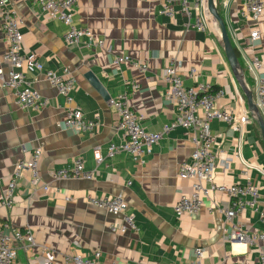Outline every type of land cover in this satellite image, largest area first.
I'll return each mask as SVG.
<instances>
[{"label":"crops","instance_id":"1","mask_svg":"<svg viewBox=\"0 0 264 264\" xmlns=\"http://www.w3.org/2000/svg\"><path fill=\"white\" fill-rule=\"evenodd\" d=\"M0 2L21 21L22 52L35 56L46 70L59 75L66 70L74 80L72 103L66 104L42 76L27 74L26 79L49 100V105L37 112L22 110L16 105L14 92L0 88V200L15 163L41 149L40 182L31 187L29 174L24 172L12 207H0L4 232L28 231L37 245L28 254L17 250L14 264H42L46 259L61 263L65 255L96 251L104 264H186L194 262L197 248L202 249L200 264H258L264 242L230 243L223 234L228 226L223 214L205 210L210 205L226 209L230 202L227 196L210 195L192 216L178 219L172 212L179 195L191 190L188 180L177 177L179 164L188 160L193 150L189 132L177 128L169 133L143 164L124 154L107 157L108 146L120 144L123 136L115 130L114 110L84 78L91 73L109 98L126 93L130 109L151 133L176 117L175 105L164 97L168 86L161 80L163 70L172 63L184 86L205 83L221 90L223 96L215 101V107L237 116L242 106L246 108L245 100L227 65L213 21L208 32L199 33L187 27V15L178 3L168 17L160 14L162 0H77L74 26L89 30L103 44L92 50L83 44L65 46L62 36L66 27L30 0ZM215 4L254 95L257 77H264V14L258 23L260 40L251 47L241 0H215ZM1 12L0 8V68L7 72L8 65L2 60ZM123 57L128 63L113 64ZM252 57L262 66L257 74L246 67V60ZM191 70L195 72L193 79L189 78ZM74 107L85 120L97 117L92 131L68 132L57 127ZM210 131L218 154L215 183L231 186L248 178L258 189L257 209L245 208L234 221L249 234H264V146L257 126L249 120L239 132L213 121ZM96 149L100 162L93 158ZM74 159L83 162L91 180L50 179L53 170L69 166ZM118 194L125 204L120 215H109L86 203L90 196ZM124 214L133 217L135 230L112 233L109 227L120 225ZM34 256L36 263L32 262Z\"/></svg>","mask_w":264,"mask_h":264},{"label":"built area","instance_id":"2","mask_svg":"<svg viewBox=\"0 0 264 264\" xmlns=\"http://www.w3.org/2000/svg\"><path fill=\"white\" fill-rule=\"evenodd\" d=\"M36 7L51 20H57L66 27L62 36V42L67 47H78L81 44L89 49L102 48V42L95 39L87 29L76 28L73 24L77 0H30ZM105 1V0H101ZM116 1V0H112ZM160 14L171 17L174 13L173 6L178 3L187 15V27L199 33H206L210 28V17L206 8V0H162ZM241 15L249 23L248 41L254 47L260 40L258 23L264 14V0H241ZM1 31L4 41V53L2 60L7 63L8 71L0 68V88L10 89L15 94L16 105L26 111H40L49 105L48 98L42 96L34 87L33 83L26 79L27 74L42 76L46 84L56 91L66 104L72 103V92L74 80L66 70L62 74L44 69L35 56H28L22 52L23 36L20 31L21 21L15 13L5 9V4L0 2ZM128 63V58H116L114 65ZM174 63L167 66L161 75V80L168 86L165 92V99L175 105L176 117L169 124L165 125L158 132H148L142 125V118L135 114L129 107L126 93L109 98L107 105L114 110L117 121L115 130L121 132L123 141L120 144H111L107 148L106 156L109 158L115 155L124 154L134 162L143 164L144 160L152 154V150L165 136L177 128H181L191 135L193 150L186 161L179 164L177 177L190 182V192L180 194L173 205L172 212L180 219L184 216L195 215L203 207V200L212 194H222L229 198L230 202L226 209H217L213 205L206 208L209 214L220 212L223 214L228 226L223 229V234L230 243L233 242H264V234H249L244 231L234 220L245 209H257L258 189L247 178L244 182L231 186L219 185L214 181V171L217 165V152L214 150V137L210 131V123L218 121L230 128L241 132L244 125L249 122L246 108L242 106V113L234 115L227 109L215 107V101L223 96L221 90L213 89L205 83L194 86H184L183 81L177 74ZM246 67L250 72L258 73L262 66L255 58L246 60ZM139 69L144 70L140 66ZM195 76L194 70L189 73V78ZM135 90V86L131 88ZM255 105L264 119V77L258 76L254 91ZM97 117L89 121L83 118L78 107L67 110L63 120L57 125L61 130L68 132H90L97 125ZM251 121V120H250ZM24 152V148L21 147ZM41 157V149L31 151L28 159L19 160L15 163L10 180L5 188V194L0 200V207L10 209L14 204L16 187L23 178L24 172L29 174L28 183L35 187L40 182L38 164ZM95 162H100L102 157L98 149L94 150ZM52 181L63 180H91L92 174L85 170L80 159H74L65 168L53 170L50 173ZM44 190H48L44 186ZM248 198V200H245ZM86 203L89 206L103 210L109 215L123 214L125 204L123 197L118 194L109 197H87ZM122 222L117 226H110L112 233L123 234L129 230H135L132 216L122 215ZM5 225L0 221V264H14L16 251L24 253L32 252L37 248L31 234L28 231L10 229L4 232ZM39 248V247H38ZM45 254L43 248H39ZM202 249L194 251V262L186 264H200ZM36 263V256L31 257ZM100 252L90 254L65 255L61 263H53L46 259L42 264H104L100 261ZM107 264H129L108 262ZM258 264H264V253L259 254Z\"/></svg>","mask_w":264,"mask_h":264},{"label":"water","instance_id":"3","mask_svg":"<svg viewBox=\"0 0 264 264\" xmlns=\"http://www.w3.org/2000/svg\"><path fill=\"white\" fill-rule=\"evenodd\" d=\"M206 8L210 19L213 21L218 30L220 46L227 65L234 78V81L236 82L244 97L245 107L249 119L253 121V123L257 126L262 146H264V119H262V116L255 105L252 90L248 87L245 81L244 70L240 65L239 59L235 55L225 23L219 15L215 0H206ZM84 78L90 84V86L101 96L103 100H109V96L106 94L99 81L91 73L87 72Z\"/></svg>","mask_w":264,"mask_h":264},{"label":"trees","instance_id":"4","mask_svg":"<svg viewBox=\"0 0 264 264\" xmlns=\"http://www.w3.org/2000/svg\"><path fill=\"white\" fill-rule=\"evenodd\" d=\"M218 10V9H217ZM234 49V52H235V55L237 56V58L239 57V55H238V52L235 50V48H233Z\"/></svg>","mask_w":264,"mask_h":264}]
</instances>
